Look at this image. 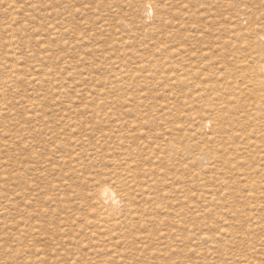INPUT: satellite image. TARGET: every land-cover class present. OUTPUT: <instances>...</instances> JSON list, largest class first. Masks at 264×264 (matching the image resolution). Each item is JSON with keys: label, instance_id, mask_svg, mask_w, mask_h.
I'll list each match as a JSON object with an SVG mask.
<instances>
[{"label": "rangeland", "instance_id": "1", "mask_svg": "<svg viewBox=\"0 0 264 264\" xmlns=\"http://www.w3.org/2000/svg\"><path fill=\"white\" fill-rule=\"evenodd\" d=\"M253 13L264 0H0V264H264V131H214L210 108L244 90ZM103 184L127 193L110 213Z\"/></svg>", "mask_w": 264, "mask_h": 264}, {"label": "bare ground", "instance_id": "2", "mask_svg": "<svg viewBox=\"0 0 264 264\" xmlns=\"http://www.w3.org/2000/svg\"><path fill=\"white\" fill-rule=\"evenodd\" d=\"M187 2H188V0H187ZM184 3H186V1ZM149 4H152V5L150 6ZM187 4L188 3L182 4L180 6L181 7L180 9L185 8L187 6ZM216 4H218V3H216ZM143 6H144V4H143ZM146 7L147 8L145 9V11L148 12L149 15H150V13L154 12L157 9L155 2H152V3L149 2L146 5ZM189 7L191 8L190 4H188L187 10L184 12L186 14L185 15L186 17H190V16L193 15V13H192L193 11L192 12L189 11V9H190ZM160 11H162L161 8H160ZM240 14H241V12H240ZM253 14L255 15V17H251L252 14H250L247 17V19H248V22H247L248 23V27H245L246 28V32L245 33L244 32H239L240 31V28H239L238 33H236V37H238V40H240V42H244L245 44H247V46L249 48V55L248 56L251 58V62L254 63L253 65H249L246 68V66L248 65L247 62L244 63L243 60L239 61L240 65H241V70H242L240 76H242L243 78L246 79V85L244 83V90H243V88H240L243 91H240V93H242V94L239 96V98L235 95L234 92L231 94V96L228 95L225 98L224 103H222V104H224L223 106H221V105L219 106V104H217V103H212L210 105V108H211L213 106V104H215V108H214L215 112H214V114H216V117L219 120V125L217 127L215 126V124L213 125V130L214 131L218 130L220 132V131H223L225 128L226 129L228 128V130L230 131V135L231 136H237V134H240L239 137L243 136L245 139L250 140V141H251L250 136H252V134L258 133L256 135L254 134V136L257 138V135H260V133L264 131V34L262 32L260 33L261 28L264 27V15L263 16L259 15L260 16L259 17L257 14H255V13H253ZM262 14H264V13H262ZM133 17H135V16H133ZM160 17H161V15H159L158 19H160ZM238 19L240 20V18H238ZM210 20H211V18H210ZM234 20L236 21V17H235ZM238 24L239 23H237V26H238ZM235 25H236V23H235ZM230 26L232 27V25H230ZM235 27L236 26H234V28H232L233 31L238 30V29H235ZM242 29L243 28H241V31H243V30L245 31V29H243V30ZM229 31H231V30H229ZM230 34L232 36L234 33H232V31H231ZM177 35H179V36H177ZM186 37H187V35H184L182 33H180V34L179 33L172 34V33H168L167 32L164 35V45H165L166 52L170 53V55H171L173 53V51H175V53H180L181 51L187 50V48H188L187 45L183 43L184 38H186ZM233 37L234 36H232V38ZM236 42L239 44V41H236ZM226 44H228V42H226ZM236 46L237 45H235L234 47H236ZM172 47L174 48V50H172ZM230 76L233 77V79L236 78V75H230ZM245 79H243V80H245ZM235 84H236V82H235ZM242 97H245V98L241 99ZM231 102H234V104H230ZM224 112H228V114H224ZM205 120H207L206 123L207 122L208 123L211 122V120H212V123L214 121L212 116H211V118L205 119ZM262 136H264V133H263ZM260 137H261V135H260ZM179 139H177V141ZM171 140L173 142V139H171ZM172 142L170 144L173 145L174 143H172ZM174 142H176V141H174ZM247 142L248 141H246V143ZM262 142L263 141H261V146H262ZM180 143H182L181 140H180ZM252 143H254V142H252ZM170 144L166 143L165 148L167 146H169ZM258 144H256V147L258 146ZM164 145H165V143H164ZM252 145L254 146V144H252ZM262 148H263V146H262ZM172 149L175 150V148H172ZM191 150H192V148H191ZM258 150H260V148H258ZM263 150H261V151H263ZM179 151H183L184 154H187V152L189 153V155L192 154L190 152L189 148H187L186 146L185 147L184 146L183 147L180 146ZM261 151H259V152H261ZM160 152H161L162 157H163V155L165 154L164 148L163 149L160 148ZM176 152H177V150H176ZM166 153H167V151H166ZM168 153H170V152L168 151ZM213 153H215V152L213 151ZM157 154H159V153H157ZM166 156H167V154H166ZM256 156H258V154ZM174 157H176V156H174ZM193 157H194V155H193ZM168 158L169 157H167V159ZM156 159H157V157H156ZM197 159L207 162L208 165L210 166V165H212L214 163L209 162V160L211 159V161H215L216 157L210 156V155H207L206 153H204V154H199ZM260 159H263V158H260ZM208 165H206V166H208ZM139 169H141V168H139ZM262 170L264 171V169H262ZM141 174H144L143 169H142ZM137 184H138V186L141 185L140 182H137ZM126 195H127V193H125L123 196H121V195L117 194L115 192V190H113L110 186L103 184L101 187H99L97 198H98L100 204L102 205L101 208H105L106 210H109V213H110L111 211H115L116 209H118L121 206V204L125 203L124 202V196H126ZM128 205L129 206L131 205V201L128 202ZM189 238H190V236L186 235L185 240L189 239ZM208 238L209 237H207V240H210ZM188 252H190V249L188 250Z\"/></svg>", "mask_w": 264, "mask_h": 264}]
</instances>
